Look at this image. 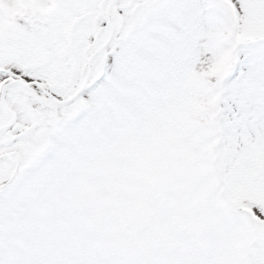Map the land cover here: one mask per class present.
<instances>
[{"label": "snow or ice", "instance_id": "snow-or-ice-1", "mask_svg": "<svg viewBox=\"0 0 264 264\" xmlns=\"http://www.w3.org/2000/svg\"><path fill=\"white\" fill-rule=\"evenodd\" d=\"M0 264H264V0H0Z\"/></svg>", "mask_w": 264, "mask_h": 264}]
</instances>
